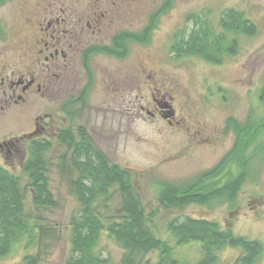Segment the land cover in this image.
<instances>
[{
	"label": "rangeland",
	"instance_id": "374dc122",
	"mask_svg": "<svg viewBox=\"0 0 264 264\" xmlns=\"http://www.w3.org/2000/svg\"><path fill=\"white\" fill-rule=\"evenodd\" d=\"M150 1V11L156 16L153 17L156 20L155 28L148 43L135 40L128 44L130 69L119 67L116 73L115 67L118 65L114 61L99 58L102 66L99 67L98 80L116 76V83H110L117 86L120 80L121 90L127 92L132 89L133 93L128 99L121 95L111 106L106 103V96L99 84V96L91 99V108L77 113L84 115L83 119L81 116L70 117L69 123L72 127L82 125L98 133V150L107 156L112 165L129 173V184L140 200V210L145 214V228L156 238L168 241L174 247V257L181 263L198 264L203 250L197 242L178 246L175 239L171 238L168 227L173 221L192 218L216 222L222 231L231 229L238 237L259 241L263 252L253 264H264V148L260 152L255 151V160L249 161L246 169L250 176L235 203L217 198L210 205H187L181 208L161 202L164 184L180 188L189 186L213 170L223 156L233 149L237 136L233 128L226 131L229 119L241 125H246L252 119L259 129L264 127V105L259 97L264 87V0H172L170 8L164 11H161L164 0ZM229 10L243 13L257 27L255 37H238L239 52L235 57H226L221 65L215 66L199 57L174 58L171 46L181 32L190 33L193 26L188 21L190 16L207 17L211 28L217 29L213 30L214 34L219 35L221 29L218 23ZM140 33L135 31V34ZM224 40L230 43L234 37L228 34ZM121 64L126 63L123 61ZM158 82L173 87V101L167 98L163 100L161 94L156 95V99L172 106L170 108L166 103L163 111L168 118L174 111L172 118L179 125L171 126L161 117L152 119L140 109L144 106L152 110L149 106V87L155 88L153 83ZM135 98L136 109H133L130 106H133ZM39 100L38 109L34 108L24 117L20 112L9 111L5 117H0V142L10 137H23L31 130L35 115L43 113L41 117H44L52 110L51 98ZM62 102L60 99L59 103ZM59 116L63 117L60 113ZM58 120V126L62 127L63 120ZM49 123L44 120L45 132L51 130ZM77 134L74 133L75 136ZM260 138L264 139V132ZM46 139L51 142V148L43 155V176L56 206L40 209L32 204L33 180L24 170L28 158L23 163L8 162L0 153V166L22 181L28 193L27 207L34 213L39 227L45 228L48 236L50 234L31 250L37 254V264H66L72 252L70 222L79 210L71 187V180L76 175L67 168L70 167L73 148L63 149L58 139L52 136H46ZM205 140H211L219 146L203 147L202 142ZM232 167L236 172L234 162ZM231 178L230 175L228 180ZM213 181L212 178L205 181L203 190L210 187ZM111 195L110 209L101 208V212L106 220L117 221L124 217L119 206L121 195L118 187L111 191ZM97 253L106 260V264H124L122 260L127 252L104 237ZM24 254V251L17 252L0 260V264H25ZM242 255L241 250L224 248L217 252L216 264H237ZM142 261L156 263L158 254L151 252L143 256Z\"/></svg>",
	"mask_w": 264,
	"mask_h": 264
},
{
	"label": "trees",
	"instance_id": "16d2710c",
	"mask_svg": "<svg viewBox=\"0 0 264 264\" xmlns=\"http://www.w3.org/2000/svg\"><path fill=\"white\" fill-rule=\"evenodd\" d=\"M171 3L172 0H164L161 11L170 8ZM153 17L156 18L152 14L150 26L140 34L125 33L116 36L114 38L116 45L122 48L131 39L139 43H148L155 28L156 20H153ZM188 21L193 25L190 33L181 32L171 46V54L177 60L184 57H199L211 65H221L226 57L231 58L238 54L239 36L257 35L256 25L247 20L243 13L235 10L226 11L220 18L219 35L214 34L213 30L217 31V29L211 28L207 17L203 19L193 15ZM228 34L234 37L230 43L224 40L225 35ZM105 51L107 50H102ZM127 52L121 49L118 52L108 53L124 58ZM259 97L264 105V87ZM231 122L237 136L234 149L219 166L200 176L189 186L180 188L172 184H164L161 198L164 205L181 208L197 204L205 206L210 205L211 201L217 198L226 199L230 203L236 202L241 188L250 176V172L246 169L249 161L255 160V151L260 152L261 148H264V139L260 138L264 127L259 129L252 119L246 125L234 120ZM257 141L259 145L254 146L255 151L252 149L249 154V147L255 145ZM72 148L71 163L67 168L76 175L71 180V187L79 210L70 222L69 241L72 252L66 264H106V260L97 253L104 237L127 252L122 260L124 264H183L174 257V247L168 241L156 238L148 228H145V214L140 210V200L129 184V173L112 165L102 151L87 141H82L75 147H68V149ZM49 149L50 144L47 141L36 142L30 148L28 160L24 165L25 172L29 173L33 180L34 193L31 202L40 209L56 206L53 194L48 189L43 176L45 170L43 155ZM63 158L65 159L66 155ZM229 159L236 164L237 177L231 183L221 186L212 182L210 187L203 190L204 182L211 178L214 180L216 175L219 176L223 164ZM66 161L64 163H67ZM115 187H118L121 195L119 206L124 217L117 221L106 220L101 208L110 209L111 191ZM27 194L22 181L0 166V260L24 251L23 263L37 264V254L31 250L41 244L44 237L50 236L45 228L39 227L34 213L27 207ZM168 230L178 246L199 243L203 256L198 264H216V254L224 248L242 251L243 255L237 264H253L263 252L259 241H248L244 237H238L231 229L222 231L216 222L186 218L182 221H173ZM151 252L158 254V261L141 262V258Z\"/></svg>",
	"mask_w": 264,
	"mask_h": 264
},
{
	"label": "flooded vegetation",
	"instance_id": "af4514ba",
	"mask_svg": "<svg viewBox=\"0 0 264 264\" xmlns=\"http://www.w3.org/2000/svg\"><path fill=\"white\" fill-rule=\"evenodd\" d=\"M151 6L150 0H0V117H5L8 111L20 112L24 117L34 108L38 109L37 101L46 97L51 98L53 106L44 117H41L43 113L33 117L31 130L23 137L2 140V157L8 162L23 163L29 157L30 148L36 142L47 141L46 136L58 139L63 149L78 146L82 141L100 148L98 133L82 125L72 127L68 118L81 116L83 119L84 115L77 113L91 108V99L99 96V84L106 96V103L111 106L121 95L128 99L133 93L132 89L127 92L121 90L120 80L117 86L110 83H116V76L98 80L99 67L102 66L99 58L114 61L118 65L115 67L116 73L119 67L130 69L127 60L129 53L124 58H118L108 52L121 49L129 52L128 44L133 39L120 48L114 38L125 33L135 35V31L147 29L152 19ZM123 61L126 64H121ZM143 77L146 78L145 74ZM153 86L155 88L149 87V106L152 110L144 106L140 109L152 119L161 117L171 126L179 125L172 118L174 111L171 117L165 116L163 108L169 103H160L156 99V95L161 94L163 100L167 98L173 101V87L163 82L153 83ZM60 99L63 100L61 104ZM130 107L136 109V98ZM58 117L63 120L62 127L58 126ZM44 120L50 121L49 132H45ZM231 123L229 119L226 131L232 128ZM74 133H78L77 136ZM48 143L51 148V142ZM257 144L258 141L249 147V151ZM202 146L219 144L205 140ZM233 149L223 156L214 169ZM232 162L229 159L223 164L222 172L216 175L214 183L221 186L237 177L238 173L232 170ZM230 175L232 178L228 180Z\"/></svg>",
	"mask_w": 264,
	"mask_h": 264
},
{
	"label": "bare ground",
	"instance_id": "6f19581e",
	"mask_svg": "<svg viewBox=\"0 0 264 264\" xmlns=\"http://www.w3.org/2000/svg\"><path fill=\"white\" fill-rule=\"evenodd\" d=\"M70 162V161H69Z\"/></svg>",
	"mask_w": 264,
	"mask_h": 264
}]
</instances>
